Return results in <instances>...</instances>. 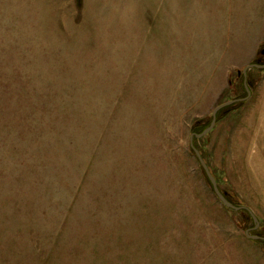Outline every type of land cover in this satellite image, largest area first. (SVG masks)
I'll return each instance as SVG.
<instances>
[{
  "label": "rangeland",
  "instance_id": "obj_1",
  "mask_svg": "<svg viewBox=\"0 0 264 264\" xmlns=\"http://www.w3.org/2000/svg\"><path fill=\"white\" fill-rule=\"evenodd\" d=\"M250 65L264 0H0V264H264Z\"/></svg>",
  "mask_w": 264,
  "mask_h": 264
},
{
  "label": "water",
  "instance_id": "obj_2",
  "mask_svg": "<svg viewBox=\"0 0 264 264\" xmlns=\"http://www.w3.org/2000/svg\"><path fill=\"white\" fill-rule=\"evenodd\" d=\"M251 69H256V70H261V69H264V66H260V65H250L248 66L247 68H245L242 72V75L245 77L246 75V71L247 70H251ZM245 90L247 91L246 87H245ZM248 93V96H249V92L247 91ZM240 101H243V100H240ZM233 102H228V103H224V104H221L219 105L218 107H216L213 112H212V120H211V123L209 124V126L203 130L202 133L200 134H191L190 136V148L193 152V154L195 155V157L197 158L206 178H207V181H208V184L210 185V188L212 189L214 195L216 196V198L219 200V202L228 210H231V211H240V210H243V211H246L249 216L251 217V219L253 220V223L255 225L254 227V230L258 227V221L257 219L252 215V213L245 207H237L235 205H233L231 202L227 201L223 196L222 194L219 192L218 188H217V185H216V182L215 180L213 179V177L211 176L210 172L208 171L206 165L204 164L203 160L201 159L198 151L193 147V139H199V138H202L203 136H205L208 132L211 131V129L213 128L215 122H216V115L217 113L222 110L223 108L231 105ZM250 232V230H248L246 232V237L252 241H262L264 242V238H260L258 236H250L248 233Z\"/></svg>",
  "mask_w": 264,
  "mask_h": 264
}]
</instances>
